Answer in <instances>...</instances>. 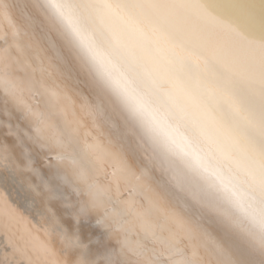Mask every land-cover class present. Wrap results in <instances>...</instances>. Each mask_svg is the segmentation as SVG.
I'll return each instance as SVG.
<instances>
[{
  "label": "bare ground",
  "instance_id": "1",
  "mask_svg": "<svg viewBox=\"0 0 264 264\" xmlns=\"http://www.w3.org/2000/svg\"><path fill=\"white\" fill-rule=\"evenodd\" d=\"M0 264H264V0H0Z\"/></svg>",
  "mask_w": 264,
  "mask_h": 264
}]
</instances>
